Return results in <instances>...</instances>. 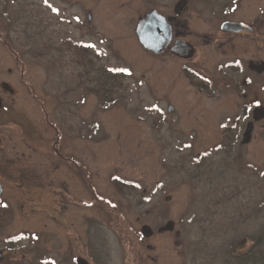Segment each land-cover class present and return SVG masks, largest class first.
I'll return each instance as SVG.
<instances>
[{
  "label": "rangeland",
  "instance_id": "rangeland-1",
  "mask_svg": "<svg viewBox=\"0 0 264 264\" xmlns=\"http://www.w3.org/2000/svg\"><path fill=\"white\" fill-rule=\"evenodd\" d=\"M216 1L246 11L245 0ZM117 6L0 0V167L14 210L3 233L16 253L33 250L27 264H57L66 247L86 264H224L254 237L264 252V115L249 42L221 52L204 34L186 60L155 55Z\"/></svg>",
  "mask_w": 264,
  "mask_h": 264
},
{
  "label": "flooded vegetation",
  "instance_id": "flooded-vegetation-1",
  "mask_svg": "<svg viewBox=\"0 0 264 264\" xmlns=\"http://www.w3.org/2000/svg\"><path fill=\"white\" fill-rule=\"evenodd\" d=\"M67 0H61V2L66 3ZM118 2V6L120 9L127 10V20L126 23L135 22L133 31L135 32V26L138 23V20L144 16V14L149 13L151 11H156L163 20L169 25L171 30V35L169 39L168 45L164 48V51L168 50L172 56L176 59L186 60L189 57H182L174 54L171 52V49L175 48L177 43L184 42L187 43L191 50H194L199 43L201 35L208 34L210 39L214 42H217L218 47L220 48L221 52L226 50L227 45L228 48L234 49V47H238L243 51L245 49V43L249 42V49H250V56H248V61L250 64H247L250 74L252 75V82L253 84L251 87L253 88L254 93V100L251 102L257 104L256 108L259 110V105L262 107V113L264 115V0H245L246 11L243 12L238 11V7L233 6L224 7L219 9L218 2L216 0H212L211 2L215 3L216 8L209 10H205V14H201V10L198 9V5L202 0H116ZM230 2H234L237 0H228ZM206 2V1H204ZM120 4V5H119ZM117 6V7H118ZM57 7V6H56ZM55 7V8H56ZM139 7L141 9H139ZM129 8L131 11L134 8L136 11L132 16L130 15V10L126 9ZM196 8V9H195ZM93 10L92 7L89 5H85L81 8L83 12V19L81 20V26L86 28V31L89 33L90 28L93 25H96L93 22V14L91 11ZM243 15V16H242ZM194 18L195 22H198L199 28L192 25V19ZM201 19V20H199ZM224 22H238L245 26L243 29L238 31H229L224 30L221 28ZM99 25L101 22H97ZM205 32V33H204ZM96 34H101L100 32L96 31ZM136 34V32H135ZM137 36V35H136ZM72 36L68 35L65 37V41L72 44ZM236 39H240V43L236 42ZM70 40V41H69ZM200 42H202L200 40ZM80 45V44H78ZM89 48H94L92 42L88 43ZM8 47V45H6ZM82 46V45H81ZM142 46V45H141ZM9 48V47H8ZM77 46L72 47V51L76 49ZM143 48V46H142ZM83 48L80 47V50ZM145 51L152 53L151 51L143 48ZM154 54V53H153ZM232 62V61H231ZM183 70L185 69V64H183ZM108 72H104V84H100V88L108 93L107 85H110L108 79L110 77V70ZM118 72H115V75ZM121 74V73H120ZM187 74L188 81L190 85H193L198 91L202 92L205 90L208 92L210 90V84L206 83V78L201 79L200 77L196 76L193 77V74ZM112 75V74H111ZM119 75V74H118ZM205 76V75H204ZM206 77V76H205ZM114 78V77H113ZM248 78V82H249ZM246 85V80L243 81ZM232 86L234 90L236 87ZM250 84V82H249ZM237 94L239 96H245L243 93H240L237 90ZM248 102V101H247ZM246 102H241L239 105H247ZM2 105L1 111L2 113ZM172 108V105H171ZM2 115H0L1 117ZM264 119V116L261 117ZM56 154H59L56 152ZM3 156H0V159ZM4 159V158H3ZM8 160V159H7ZM6 162V161H5ZM8 162V161H7ZM6 162V163H7ZM1 165V164H0ZM4 174V170L0 167V264H27L28 260H30L31 254H33V250H23L22 252L16 253L14 251V240L13 237L3 233L5 226L6 219L8 216L14 212L13 208L11 209L10 201V194H8L7 188V181ZM10 193V192H9ZM59 247L49 248V250L45 251L46 254L48 251L54 252L53 254L59 255L58 249ZM78 252H74L73 250L65 248V252H63L60 258L57 260L59 263L57 264H86L87 260L84 258L78 257L76 255ZM19 254L20 257L17 255ZM34 256V255H33ZM91 261V259H90ZM89 263V261H88ZM36 264H55V262L50 260L49 258H42L41 260H36Z\"/></svg>",
  "mask_w": 264,
  "mask_h": 264
},
{
  "label": "water",
  "instance_id": "water-1",
  "mask_svg": "<svg viewBox=\"0 0 264 264\" xmlns=\"http://www.w3.org/2000/svg\"><path fill=\"white\" fill-rule=\"evenodd\" d=\"M244 27L245 26L238 22H224L221 26L222 29L229 31H238ZM135 32L138 42L141 43L143 48L151 51L155 55L164 50L169 43L171 35L169 25L156 11L144 14V16L138 20L135 26ZM176 45L175 48L171 49V52L178 56L190 57L193 51L187 43L179 41ZM170 110H172L171 105L168 107L169 112Z\"/></svg>",
  "mask_w": 264,
  "mask_h": 264
},
{
  "label": "trees",
  "instance_id": "trees-1",
  "mask_svg": "<svg viewBox=\"0 0 264 264\" xmlns=\"http://www.w3.org/2000/svg\"><path fill=\"white\" fill-rule=\"evenodd\" d=\"M80 45H78L77 47H79ZM81 47V46H80ZM115 185L118 186V183L115 182ZM246 237L248 238H253L254 235H246ZM257 242L258 239L256 240V237H254V239L252 240V245L250 247L249 252L243 253L245 255H239L237 258L235 255L232 254L233 250L230 249H226L227 251L224 253V257L222 259V263H226L228 261H232V260H240L243 261L244 264H264V252L260 251L257 247ZM238 263V262H237ZM231 264V262H230Z\"/></svg>",
  "mask_w": 264,
  "mask_h": 264
}]
</instances>
